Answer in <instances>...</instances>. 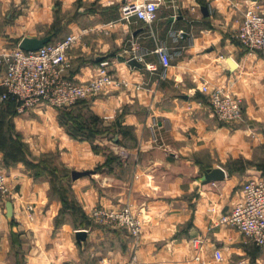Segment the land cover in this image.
<instances>
[{
  "label": "crops",
  "instance_id": "crops-1",
  "mask_svg": "<svg viewBox=\"0 0 264 264\" xmlns=\"http://www.w3.org/2000/svg\"><path fill=\"white\" fill-rule=\"evenodd\" d=\"M54 1L62 4L55 11ZM123 1L0 0V74L4 56L24 38L73 34L79 39L67 55V77L94 80L108 61L123 83L65 109L40 105L18 114L0 100V137L9 146L20 137L31 153L30 162L13 159L0 145L12 192L0 195V264H128L133 254L136 264H264V247L218 223L243 199L232 162L248 167L249 178L264 175V52L235 37L245 12H264V0H160L150 25L123 21ZM61 11L67 23H56ZM160 45L172 54L167 69L154 52ZM215 88L241 99L239 120L217 118L209 97ZM75 122L84 128L77 137ZM56 152L64 179L54 187L50 166L36 173L39 157ZM218 167L226 179L203 184ZM73 171L94 173L74 180ZM123 204L142 224L140 242L91 218L95 207ZM80 230L87 233L81 242Z\"/></svg>",
  "mask_w": 264,
  "mask_h": 264
},
{
  "label": "built area",
  "instance_id": "built-area-1",
  "mask_svg": "<svg viewBox=\"0 0 264 264\" xmlns=\"http://www.w3.org/2000/svg\"><path fill=\"white\" fill-rule=\"evenodd\" d=\"M159 8L160 0H124L121 19L126 22L139 19L150 25L156 20ZM235 37L247 49L264 52V12L248 9ZM78 39V36L72 34L51 41L36 51H25L18 47L4 56L5 71L0 74V88L3 89L0 100H14L17 113L25 114L39 105L56 109L72 107L106 89L122 86V81L110 70L108 61L101 62L100 75L94 80L77 82L66 76L67 55ZM154 52L164 69L170 67L172 54L168 47L160 45ZM149 69L154 71L157 68L152 64ZM204 91H208L207 86H204ZM209 97L220 121L232 123L241 118L244 108L240 98L222 88L210 91ZM242 194V201L230 212L223 214L218 223L235 227L251 242L264 247V175L246 181L242 186ZM0 195L5 199L11 195L8 176L1 167ZM132 211L129 204L117 210L99 206L93 209L92 214L99 223L121 227L131 236L140 237L142 225ZM198 243L195 241V245ZM214 257L222 261V251L216 250ZM129 264H136V257ZM239 264L250 263L243 260Z\"/></svg>",
  "mask_w": 264,
  "mask_h": 264
},
{
  "label": "water",
  "instance_id": "water-1",
  "mask_svg": "<svg viewBox=\"0 0 264 264\" xmlns=\"http://www.w3.org/2000/svg\"><path fill=\"white\" fill-rule=\"evenodd\" d=\"M52 39H53V35H48L44 38H24L21 41L19 47L25 51H36L44 47L46 44L50 43ZM130 64L133 66L140 65V63L135 59L132 60ZM232 66H234V63H232ZM93 173H94L93 171H81V172L73 171L72 177L74 180H76L86 175H92ZM226 177H227V173L221 167L208 169L204 174L202 182L203 184H208V183H212L216 181H223L226 179ZM7 209H8V217H11L12 216V203L11 202H8ZM86 236H87V233L85 230L77 231V239L79 242L85 240Z\"/></svg>",
  "mask_w": 264,
  "mask_h": 264
},
{
  "label": "trees",
  "instance_id": "trees-1",
  "mask_svg": "<svg viewBox=\"0 0 264 264\" xmlns=\"http://www.w3.org/2000/svg\"><path fill=\"white\" fill-rule=\"evenodd\" d=\"M52 42H55V41H52ZM3 102H6V103H9V104H12L13 106H14V108H15V111L17 112V110H16V104H15V101L14 100H12V99H9V100H6V101H3ZM78 104V103H77ZM76 104V105H77ZM70 114V113H69ZM68 114V115H69ZM75 124L77 125V128H76V132H74V131H71V134L72 135H74V137H77V132H79V131H81L82 129H84L83 128V126L81 125V124H79V123H76L75 122ZM93 132H95V131H93ZM77 134V135H76ZM11 141H12V143H11V145L9 146V145H6L5 144V142H4V138L3 137H0V145L1 146H6L7 148H8V155L10 156V157H12L13 159H15V158H19V157H21V159H23V160H25V161H27V162H30V161H28V154L26 153V151H25V149H24V143L23 142H20V137H15V138H13V137H11ZM15 151H16V153H15ZM15 154H16V157H15ZM15 158H14V157ZM109 162V161H108ZM29 164H32V163H29ZM34 164V163H33ZM34 166H36V165H34ZM42 166V167H41ZM47 166H50V169H49V171L47 170ZM51 166L52 165H46L45 163H43V162H39L38 163V171H37V173H36V176H44L45 174H46V171H48V172H51L52 174H51V176H52V184H54V187H57V184L58 183H60V177H59V174L62 176V173H61V171L59 170V168L58 167H54L53 166V168H51ZM230 171H232L233 172V170L231 169ZM67 177H70V175H68ZM64 179V176H62V180ZM62 182V181H61ZM63 199H64V197H63ZM64 201V205H65V203H66V201L67 200H63ZM68 207H67V204H66V209H67ZM76 209H78V208H76Z\"/></svg>",
  "mask_w": 264,
  "mask_h": 264
},
{
  "label": "rangeland",
  "instance_id": "rangeland-1",
  "mask_svg": "<svg viewBox=\"0 0 264 264\" xmlns=\"http://www.w3.org/2000/svg\"><path fill=\"white\" fill-rule=\"evenodd\" d=\"M62 4H61V2L60 1H54V11L55 10H57L60 6H61ZM57 13H59V11H57ZM68 18V16H65L63 13H62V11H61V15H59V14H56V16H55V18H56V23L59 21V22H63L64 23V21H65V23H67V21L64 19V18ZM71 18H73V16H71ZM58 20V21H57ZM43 36H45V35H43ZM40 106V105H39ZM24 149H25V151H26V153L27 154H31L30 153V151H27V147H26V145L24 144ZM58 152H60V150L58 151ZM57 152L56 153H43V155H41L39 158H40V162H43V163H45L46 165H52V166H54V167H58L55 163H56V158H57ZM232 163H234V165H235V167H233L232 165H231V167H230V169H236L235 170V172H240L241 173V177H240V183L238 184V186L237 187H241V186H243V184L246 182V181H248L249 179H251V178H253V177H250L249 178V176H248V174H246V173H248V171H249V168L248 167H246V168H244V164H242V163H240V162H237V161H235V162H232ZM51 166V168H53ZM60 171H62L61 169H59ZM62 173V172H61ZM245 175H244V174ZM230 174H232V171L230 172ZM256 176H259V175H256ZM255 176V177H256ZM59 177H60V183H61V181H62V176L59 174ZM12 196V192H11V195H10V197ZM130 205V204H129ZM123 206H126V204H123ZM131 206V205H130ZM132 207V206H131ZM108 209H111V208H108ZM119 209H121V207L119 208ZM113 210H117V209H113ZM92 212H93V210H92ZM133 212V211H132ZM134 213V212H133ZM91 218H92V220L94 221V223L95 224H100V225H102L101 223H99V222H97L94 218H93V214L91 213ZM142 225V224H141ZM124 230V229H123ZM129 235H130V233H129ZM131 236V235H130ZM132 238H134L135 239V242H140L141 241V237H142V227H141V234H140V237H133V236H131ZM133 257H136V255L135 254H133L132 255V258ZM97 257L95 256V257H93V259H96ZM107 261H109V260H107ZM91 264H94L93 262L91 263ZM129 264V263H128Z\"/></svg>",
  "mask_w": 264,
  "mask_h": 264
}]
</instances>
